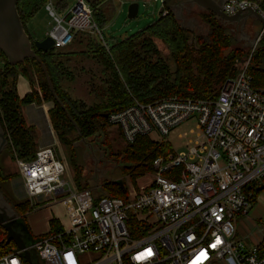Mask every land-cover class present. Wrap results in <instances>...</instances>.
<instances>
[{
    "label": "built area",
    "instance_id": "obj_1",
    "mask_svg": "<svg viewBox=\"0 0 264 264\" xmlns=\"http://www.w3.org/2000/svg\"><path fill=\"white\" fill-rule=\"evenodd\" d=\"M165 2L161 16L168 14ZM249 8L264 21L263 0L222 6L227 15ZM44 9L54 48L68 47L84 33L109 50L87 0H68L63 11L47 0ZM249 62H237V76L223 83L216 99L135 100L109 115L126 144L153 132L167 137L184 122H197L188 150L158 158L150 183L125 187L124 199L79 190L65 178L66 164L52 147L31 160L17 157L31 206L49 201L45 207L62 205L68 213V228L60 223L59 232L28 248L39 264H264L262 241L250 242L240 232V220L264 199V92L253 88ZM22 255H0V264H28Z\"/></svg>",
    "mask_w": 264,
    "mask_h": 264
},
{
    "label": "trees",
    "instance_id": "obj_2",
    "mask_svg": "<svg viewBox=\"0 0 264 264\" xmlns=\"http://www.w3.org/2000/svg\"><path fill=\"white\" fill-rule=\"evenodd\" d=\"M47 0H19L17 10L27 34L33 42L35 57L26 58L18 63H11L7 55L0 50V128L8 138L4 148L13 159L35 158L37 153L36 135L33 126L28 125L23 108L43 103H52L49 117L58 138L67 145L71 143L70 134L76 133L78 141H99L106 148L108 158L123 161L121 168L124 177L133 182L154 172L158 158H167L174 154L169 142L153 141L149 136H140L133 144L115 145L109 137V119L104 115L131 106L135 100L150 104L166 97L192 99H216L224 82L238 74L237 62L251 58L249 74L253 78V88L264 92V35L253 50L239 48L234 24L228 23L215 14L199 9L195 14L188 0H166L167 16L160 18L146 29L118 42L109 50L102 44L88 42L89 50L85 52H65V48H52L43 52L37 50L27 29V23L44 7ZM107 0L92 4L94 19L100 29L108 22L107 14L99 7ZM222 5L223 0H216ZM58 11H63L68 0H54ZM187 16L200 18L204 30L193 28L181 18L180 9L188 8ZM264 6V0H263ZM235 34V35H234ZM260 35L258 34L256 38ZM255 37V36H254ZM162 42L169 50L164 56L157 46ZM252 46V45H251ZM72 54L89 56L102 67V79L92 85L94 102L87 105L72 96L63 88L62 81L68 73L67 63ZM69 56V57H68ZM53 86L52 91L44 67ZM24 76L35 84L36 89L20 97L17 84ZM119 135L122 137L120 130ZM119 147V148H118ZM75 184L79 190L89 189L78 169L75 170ZM19 176V175H18ZM14 176L1 175L3 181H10ZM258 190V189H257ZM257 194L259 192L257 191ZM99 196L126 198L127 190L116 182L104 183ZM23 221L33 211L29 201L13 206ZM28 225V224H27ZM50 232H59L60 222L52 218L49 222ZM6 234L0 230V255H8L16 250L13 242L7 243ZM264 247V238L262 241Z\"/></svg>",
    "mask_w": 264,
    "mask_h": 264
},
{
    "label": "rangeland",
    "instance_id": "obj_3",
    "mask_svg": "<svg viewBox=\"0 0 264 264\" xmlns=\"http://www.w3.org/2000/svg\"><path fill=\"white\" fill-rule=\"evenodd\" d=\"M162 1L163 0H158L157 2H154V0H107L99 9L106 12L108 18V22L101 29L108 46L112 48L118 42L133 36L156 22L161 16V11L163 9ZM134 3L139 5V13L136 18L130 19L128 17L129 7ZM193 9L195 14H197L199 9L196 6H193ZM179 14L184 16V22H187L193 28H199L201 31L204 30L205 26L201 24L200 18L195 19L187 16V9H185L184 12L180 9ZM252 19L257 22L255 18ZM50 22H52L51 18L48 16L44 7H42L30 22L27 23V29L33 41H42L47 37V33L51 28ZM254 27L255 28L250 31H258L259 35L264 31L263 24L259 23L254 25ZM251 37L253 36L251 35ZM257 39L258 38L253 37L252 43L249 42L246 46L244 43H241L238 47L246 51L251 50L250 48L253 47L254 50ZM89 41L102 44L101 39L98 37L95 39V37L92 36L80 35L70 48L63 51L85 52L89 50ZM157 46L164 56L169 55L168 48L162 42L157 41ZM73 56L74 54H72L71 58H69L70 61L67 63V74L69 75H66L65 79H63L62 86L72 98L80 99L87 105H90L95 101L93 98L94 92L92 91V85L95 83L98 84L102 79V67L97 64L92 57L87 55ZM249 59L250 57L247 60L241 61V63H248ZM18 87H20V91H27L26 94L30 93L33 87L39 91L36 77L34 84L24 76H20L17 90ZM52 105V103H43L40 106H26L23 108V115L28 125L33 126L35 129L37 151L41 148L49 147L55 149L58 157L66 164L67 172L65 178L67 180L74 181L75 170L78 169L83 180L89 182V190L95 192V194L100 193V189H102L104 183L123 180L125 187L128 189H132L133 186L139 189L141 186L150 183L152 176L155 175V171L133 182L128 177H124L121 172V168L125 166V163L123 161L117 162L109 159L106 148L101 146L99 141H92L90 139L79 142L76 133L73 132L69 137L73 145L63 143L58 138L49 117V110L52 108ZM196 123V119H191L182 123L167 137H162L158 133L153 132L150 138L153 141L169 142L174 152L179 154L188 150L187 145L189 140L195 137V132L191 133V130H196ZM107 130L109 131L110 139L115 145L123 146L126 144L123 138L120 137L117 127L110 124ZM0 169L1 175H16L14 179L1 183L0 194L5 202L10 206H17L18 203L28 201L22 178L19 175L16 159H13L7 150H3L0 153ZM48 203L49 201L40 202L34 207L33 211L26 216V221L32 236L29 240V245L32 244L34 239L43 238L50 232L49 220L52 218L57 219L64 227H69V218L65 207L62 205L45 207ZM240 232L243 238L249 237L250 242H260L263 239L264 199L262 197L254 202L249 211V216L240 220ZM32 253L33 255L35 254L34 251H32ZM94 258V255L86 256V260Z\"/></svg>",
    "mask_w": 264,
    "mask_h": 264
},
{
    "label": "water",
    "instance_id": "obj_4",
    "mask_svg": "<svg viewBox=\"0 0 264 264\" xmlns=\"http://www.w3.org/2000/svg\"><path fill=\"white\" fill-rule=\"evenodd\" d=\"M87 1L90 4H94L101 0ZM223 1L225 3L227 0ZM18 2L19 0H0V50L7 55L11 63H18L24 61L26 58L36 56L35 50L33 49V42L30 36L27 34L21 21V17L18 13ZM186 3L187 5L194 7L196 6L198 9L207 10L228 23L236 24L237 28H239L241 24L243 27H245L249 18H255L264 25V21L259 13L252 8L240 10L233 15H227L222 10L224 3L222 5L216 0H188ZM138 13L139 5L137 3L132 4L129 7L128 17L130 19H134L138 16ZM34 46L37 50L46 52L54 48V43L49 37H46L42 41H34ZM44 71L51 89L54 92L52 83L45 67ZM104 117L108 118L109 115L105 114ZM7 142L8 138L4 135L0 128V153L4 150ZM116 183L125 189L123 180L116 181ZM0 230L4 231L6 234L5 238L8 244L11 242L15 244L16 250L14 252H23L22 257L26 263L39 264L36 255H33L32 251H29L28 248L41 241L43 238L40 237L34 239L32 244L29 245V240L32 238V236L28 225L23 221L19 213H17L12 206L5 202L1 194ZM24 235L27 236V240L24 239Z\"/></svg>",
    "mask_w": 264,
    "mask_h": 264
},
{
    "label": "crops",
    "instance_id": "obj_5",
    "mask_svg": "<svg viewBox=\"0 0 264 264\" xmlns=\"http://www.w3.org/2000/svg\"><path fill=\"white\" fill-rule=\"evenodd\" d=\"M187 9V12H190V10L191 9H189V6H188V8H186ZM181 11L182 12H184L185 11V9L184 8H182L181 9ZM181 16V18H183L184 16H182V15H180ZM260 22L259 21H255V20H253L252 18H249L248 19V22H247V24H246V26L245 27H243L242 26V24L239 26V30H235L236 31V36H237V41L239 42V43H244V45L246 46L249 42L250 43H252V40H253V37L255 36H257L258 34H259V32L257 31H250L251 29H254L255 27H254V25H256V24H259ZM260 24H262V23H260ZM234 28H236L237 29V27H236V24H234ZM249 31V32H248ZM251 35L253 36V37H251ZM18 92H19V95L21 96V97H24V95L27 93V91H20V87H18ZM0 171H1V169H0ZM51 220V219H50ZM50 220H49V222H50ZM50 226V225H49ZM264 238V237H263ZM261 241H263V239L261 240Z\"/></svg>",
    "mask_w": 264,
    "mask_h": 264
},
{
    "label": "flooded vegetation",
    "instance_id": "obj_6",
    "mask_svg": "<svg viewBox=\"0 0 264 264\" xmlns=\"http://www.w3.org/2000/svg\"><path fill=\"white\" fill-rule=\"evenodd\" d=\"M12 207H13V206H12ZM24 239L27 240V236H26V235H24Z\"/></svg>",
    "mask_w": 264,
    "mask_h": 264
},
{
    "label": "snow or ice",
    "instance_id": "obj_7",
    "mask_svg": "<svg viewBox=\"0 0 264 264\" xmlns=\"http://www.w3.org/2000/svg\"><path fill=\"white\" fill-rule=\"evenodd\" d=\"M150 254V253H149Z\"/></svg>",
    "mask_w": 264,
    "mask_h": 264
}]
</instances>
